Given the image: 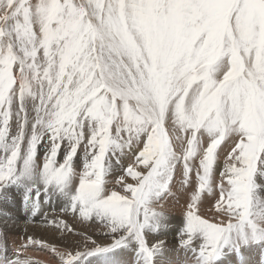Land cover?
<instances>
[{
    "label": "snow or ice",
    "instance_id": "obj_1",
    "mask_svg": "<svg viewBox=\"0 0 264 264\" xmlns=\"http://www.w3.org/2000/svg\"><path fill=\"white\" fill-rule=\"evenodd\" d=\"M178 166L193 264L228 247L264 264V0H0V192L62 195L111 236L45 214L62 238L28 235L9 255L0 230V264H39L30 247L81 264L130 241L153 264L164 242L145 233Z\"/></svg>",
    "mask_w": 264,
    "mask_h": 264
},
{
    "label": "rangeland",
    "instance_id": "obj_2",
    "mask_svg": "<svg viewBox=\"0 0 264 264\" xmlns=\"http://www.w3.org/2000/svg\"><path fill=\"white\" fill-rule=\"evenodd\" d=\"M45 148H46V144L40 145L39 151L41 152V155H42V152L45 150ZM80 155L81 154L78 152V157L76 159L80 163V166L82 167V160L80 159ZM62 158H63V146H62V151H61L60 155L58 156V160L62 161ZM122 160H123V164L125 166H127V164L129 163V160L126 158H122ZM180 168H181V166H178L177 173L174 177L173 192L175 193V195L174 196H167V194H163V195H161L160 200H159V202L160 203L162 202L163 205H165L167 203V205L164 206L165 207L164 210L167 212L165 217L166 216H168V217H166V218L164 217V219L162 218L161 221L159 222V226L156 227L154 230H146V233H145L146 239L148 241H150L151 243H156L158 241L164 242L161 248L155 250V256H154L153 264H172V263H170L171 258L168 259V257H166L165 254H170L171 256L176 255V257L174 258V263L177 262V264H181V263L184 264L183 262H185V261L189 262V264H190V262H193L192 261L193 260V255H192L193 252L190 250L189 247L181 246V243H180L181 233L185 228L186 221H185V217L181 213L182 212L181 210H183V207L179 208L178 204H180V207L181 206L185 207V200L187 199V196H185L186 195L185 192L182 190V183L181 182H182L183 177H182V173L180 171ZM117 171L119 173L121 171V169L118 167ZM262 171H264V169H262ZM109 174L111 175V172ZM192 175L194 178V173ZM255 180H256L257 184L261 185L260 192L262 195H264V175H261L258 173L255 176ZM12 185L13 184H9L5 189L6 190L9 189L11 192H13L12 188H14V187H12ZM5 189L3 190V192H0V203H2L4 200L5 196H3V195L5 192ZM179 194H180V196H179ZM181 195L183 196V198L181 197ZM178 196L180 197V199ZM182 199H183V201H181ZM65 200L66 199L63 196H61V199H57V200L53 197L52 204H58V203L60 204V203L64 202ZM21 203H23V202H21ZM21 203H19V204H21ZM168 203H170V204L168 205ZM174 204L177 205L175 207V209H173L175 206ZM52 210H53V208L51 207L50 211H52ZM176 210H178V211L176 212ZM59 214H53L52 217L54 219H66L69 223L75 225L77 231H86L87 233L91 234L93 236V238H98L101 240L111 239L110 235L106 236L105 232L101 231V229L96 225H91L88 223L81 224L78 220H74L70 213H63L62 212ZM170 217H171V219H167ZM48 219L51 220V217ZM40 220H45V217L40 218ZM45 224L47 226L48 223L45 221ZM48 226H51V225H48ZM52 231H53V229H52ZM54 232L55 233L57 232L56 239L60 240L62 238V234L58 231H54ZM5 233L7 234V235H5V242L7 244H10V243L13 244L12 252L10 253V255H12L13 251L16 249H19L20 246L22 244H24L26 239H25V237L20 236V235H17V236L12 235L14 233H12V234H10L9 232H5ZM170 233H171V236L173 237L172 245L165 246L166 242L172 238V237H170ZM172 234H174V236ZM21 235H25V234H21ZM167 235H168V237H166ZM162 237H164V238H162ZM186 250H188L189 252H187ZM232 250L233 249L231 247L225 248L221 257L216 261V264H234V263H236L235 261H237L236 264H238V263L241 264V262L243 261V257L241 255L243 248L240 249L241 252H239V255H238V253H234L235 250H233V251ZM37 251L38 252L40 251L39 254H41V256H45L47 258V261H49L51 263L53 262L52 264H57V261L53 259V257L51 256L50 253H48L46 250H41L38 247H32V248L30 247L26 250H22L21 254L27 255L26 252H32L33 253V252H37ZM182 251L184 252V254L182 253ZM112 252H114V253L111 255V257H109L108 254L106 255L110 258V262H107L105 257L93 256V257H90L88 259L87 258L82 259L81 264H111L112 263L111 261H113V259L115 257L126 256L128 254H131L132 258L129 260H126V261L124 260L122 264H144L143 255L140 253L139 248H138V244L135 241H130L125 246L117 248V249L113 250ZM185 252L187 253L186 255H185ZM190 253H191V255H190ZM188 255H189V258L186 257ZM28 256H30L34 261H37V258L32 256V254H30ZM130 260H131V262H130ZM221 261H222V263H221ZM46 264H48V263H46Z\"/></svg>",
    "mask_w": 264,
    "mask_h": 264
},
{
    "label": "bare ground",
    "instance_id": "obj_3",
    "mask_svg": "<svg viewBox=\"0 0 264 264\" xmlns=\"http://www.w3.org/2000/svg\"><path fill=\"white\" fill-rule=\"evenodd\" d=\"M26 186H27V182L25 183H22V184H13L12 188L13 189V192H11L9 189L6 190L5 189V192H4V200L2 203H0V230L4 231V232H9L10 234L12 235H20V236H23V237H27L28 235H31L33 236L34 238L36 239H44L45 241L47 240V242H55V241H58L56 239V235H57V232L55 233L54 231H52V226H48L50 224H45L44 221H40L39 218L41 216H45V214L47 215V218H50L51 219L53 218V214L51 215L49 209L51 207H53L52 205V201L49 200L47 203H43V201L45 200V197L44 196H41V204L40 205H36V204H31L30 202H26L24 200V193L22 191H24V189H26ZM183 192V191H182ZM181 192V193H182ZM6 193V194H5ZM177 193V192H176ZM179 193V192H178ZM184 193V192H183ZM61 196L62 195H59V194H55V199H61ZM180 196V194H179ZM178 196V197H179ZM186 196V195H185ZM54 197V195L52 196V198ZM181 197L183 198V196L181 195ZM180 199V197H179ZM208 199H211V197H209ZM63 200V199H62ZM67 200V199H66ZM185 200V199H184ZM19 201V202H18ZM183 201V199L181 200ZM23 202L22 204L24 205V209H23V213L21 208H20V204ZM180 202V201H179ZM56 203V202H55ZM166 203V202H165ZM171 203V202H170ZM168 203V205L170 204ZM182 203V202H181ZM162 204V202H161ZM172 204V203H171ZM167 203L164 205L166 206ZM175 205V204H174ZM179 205V208H182L184 209V206H181L180 207V204ZM183 205V204H182ZM62 205L60 204L58 207H61ZM171 206V205H170ZM177 205L174 206L173 209H175ZM37 207L40 208V211L37 212L35 215H33V210L36 209ZM205 207H207V204H205ZM165 208V207H164ZM167 208V207H166ZM170 208V207H169ZM171 209V208H170ZM168 211V210H167ZM178 210H176L177 212ZM183 212V210H181ZM181 212V213H182ZM180 213V212H179ZM60 215V214H59ZM71 216V215H70ZM168 217V216H166ZM165 217V218H166ZM42 218V217H41ZM68 218V217H67ZM26 219H31L32 221L31 222H27ZM54 219V218H53ZM164 219V218H163ZM167 219H171L170 218H167ZM13 221L14 223H8L7 225L5 224V221ZM46 221V220H45ZM161 221V220H160ZM178 223V222H177ZM163 224V223H162ZM161 225V224H160ZM21 234H25V235H21ZM174 236V234H172ZM168 237V235L166 236ZM170 237L171 236V233H170ZM164 238V237H162ZM167 240V239H166ZM172 241H173V237L171 239H169L167 242H166V245H172ZM4 243L6 244L7 246V249L8 248H13V244L10 243V244H7L5 242V239H4ZM174 243V242H173ZM32 248V247H31ZM230 248V247H228ZM227 250V249H226ZM185 251V250H184ZM187 252H189L188 250H186ZM229 251V250H228ZM233 251V250H232ZM9 253L12 252L11 251H8ZM38 252V251H37ZM26 252L27 255H30L32 254V256H34L35 258H37V261H39L40 264H52L51 262L47 261V258L45 256H41V254H39V252ZM241 252V250H240ZM243 252V253H242ZM241 252V255L243 257V261L241 262V264H255V262L259 259L258 257V249L256 248H253V249H246V248H243V251ZM114 252H110L108 253L109 257H111V255L113 254ZM182 253L184 254V252L182 251ZM234 253H237L236 251ZM187 253L185 252V255ZM166 257H168V259L171 258V262L172 264H177L174 263V258L176 257V255H173L171 256L170 254H165ZM179 255V254H178ZM191 255V253H190ZM193 255V254H192ZM239 255V253H238ZM237 255V256H238ZM105 259L107 260V262H110V258L108 256H104ZM189 258V255L186 256ZM185 257V258H186ZM132 256L131 254H128L126 256H118V257H115L113 259V261H111L112 263L111 264H122L123 261L125 260H129L131 259ZM238 258V257H237ZM88 259V258H87ZM169 261V260H168ZM183 261V260H182ZM193 261V260H192ZM131 262V260H130ZM237 263V261H235ZM162 263V262H161ZM184 264H189V262H183ZM222 263V261H221ZM234 263V264H236ZM182 264V263H181ZM190 264H193V262H190ZM240 264V263H238Z\"/></svg>",
    "mask_w": 264,
    "mask_h": 264
}]
</instances>
